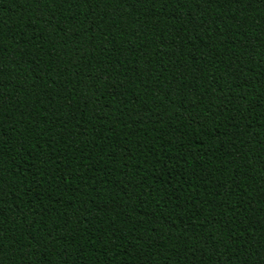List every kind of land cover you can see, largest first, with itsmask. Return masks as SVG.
Returning <instances> with one entry per match:
<instances>
[{
  "label": "trees",
  "instance_id": "trees-1",
  "mask_svg": "<svg viewBox=\"0 0 264 264\" xmlns=\"http://www.w3.org/2000/svg\"><path fill=\"white\" fill-rule=\"evenodd\" d=\"M0 264H264V0H0Z\"/></svg>",
  "mask_w": 264,
  "mask_h": 264
}]
</instances>
